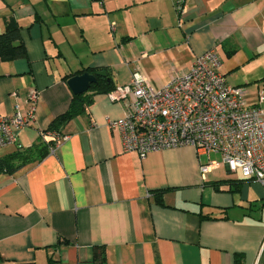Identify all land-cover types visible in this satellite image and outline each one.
I'll return each instance as SVG.
<instances>
[{"label":"crops","instance_id":"0c3cea01","mask_svg":"<svg viewBox=\"0 0 264 264\" xmlns=\"http://www.w3.org/2000/svg\"><path fill=\"white\" fill-rule=\"evenodd\" d=\"M10 22L26 58L0 60V116L15 106L28 114L32 90L39 100L0 159L35 145L48 153L0 173V264H100L95 247L103 264H264V190L223 165L202 175L200 165L219 155L125 152L109 127L125 107L107 93L94 95L61 137L48 132L70 106L67 75L102 69L117 87L139 70L161 88L212 48L228 84L245 87L247 105L257 106L264 0H185L181 15L170 0H0V34Z\"/></svg>","mask_w":264,"mask_h":264},{"label":"built area","instance_id":"2783aa9c","mask_svg":"<svg viewBox=\"0 0 264 264\" xmlns=\"http://www.w3.org/2000/svg\"><path fill=\"white\" fill-rule=\"evenodd\" d=\"M170 1L181 15L185 0ZM220 64L212 48L196 57L187 72H174L161 88L152 87L141 71H132L129 84L107 93L110 101L125 107L124 116L110 121L109 127L121 134L123 150L140 159L190 147L196 153L221 158V163L208 159L200 165L202 175L223 165L264 190V109L260 107L264 96H258L257 106H248L245 88L229 85L219 71ZM38 100L39 94L32 90L28 114H21L15 106L11 115L0 116V148L18 144L19 133L33 121ZM64 139L55 140L49 152L54 153Z\"/></svg>","mask_w":264,"mask_h":264},{"label":"trees","instance_id":"16d2710c","mask_svg":"<svg viewBox=\"0 0 264 264\" xmlns=\"http://www.w3.org/2000/svg\"><path fill=\"white\" fill-rule=\"evenodd\" d=\"M24 58H26V51L22 43L20 27L13 22L7 23L4 32L0 34V60L5 62ZM101 71L102 69H85L75 74L82 75L83 73H90L95 75L96 73ZM106 75V78L97 77V82L91 85L86 93L82 95L72 94V99L68 110L64 114L57 116L51 121L48 132H51L56 137H61V132L64 126L70 120L86 112L87 107L92 103L94 95L105 94L113 90L115 87H113L112 83L109 82L110 79H108L107 73ZM71 76L74 77V75H67L64 79H68ZM52 141L53 142L51 144H53L54 146L55 139H53ZM47 153L48 151L46 146H44L43 148H38V146L35 145L25 150H21V148H18L16 153L0 159V173L13 174L14 172L24 168L27 164H32L34 162L40 161L46 156ZM213 187L217 188L218 184L214 183ZM162 193L163 191H156V193L154 194L157 196V198H160V195ZM160 201L161 200L158 201L160 205H163ZM94 250L96 258L99 259V263L103 264L102 260L104 259V249L101 247H95Z\"/></svg>","mask_w":264,"mask_h":264},{"label":"water","instance_id":"95a60500","mask_svg":"<svg viewBox=\"0 0 264 264\" xmlns=\"http://www.w3.org/2000/svg\"><path fill=\"white\" fill-rule=\"evenodd\" d=\"M106 76L104 71L98 72L95 75L83 73L82 75L71 77L67 81V85L73 95H82L89 90L91 85L97 82V77L106 78Z\"/></svg>","mask_w":264,"mask_h":264},{"label":"rangeland","instance_id":"374dc122","mask_svg":"<svg viewBox=\"0 0 264 264\" xmlns=\"http://www.w3.org/2000/svg\"><path fill=\"white\" fill-rule=\"evenodd\" d=\"M245 88V87H244ZM245 90H246V88H245ZM211 160L212 161H216V162H220L221 163V158L219 157V156H211Z\"/></svg>","mask_w":264,"mask_h":264}]
</instances>
